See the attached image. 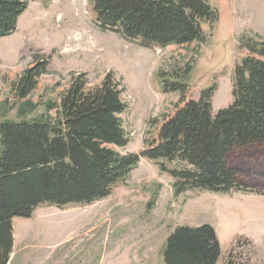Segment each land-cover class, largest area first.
I'll return each instance as SVG.
<instances>
[{
    "label": "rangeland",
    "instance_id": "1",
    "mask_svg": "<svg viewBox=\"0 0 264 264\" xmlns=\"http://www.w3.org/2000/svg\"><path fill=\"white\" fill-rule=\"evenodd\" d=\"M26 1L15 32L0 38V123L19 119L21 101L11 94L10 83L33 65L34 55L49 58V71L28 96L36 107L26 118L54 116L48 103L59 102L70 74L85 72L93 87L111 71L127 104L119 114L128 137L117 148L122 154L140 153L178 102L177 92L162 91L159 71H181L190 63L186 97L198 99L203 88L214 85L215 115L232 102L234 67L248 54L240 36L264 38V0H210L218 20L202 24L207 41L166 47H143L100 30L88 0ZM84 33L95 39L92 48L74 43ZM231 164L256 192L192 189L176 194L173 178L141 157L124 183L103 199L43 205L29 218L14 217L8 264H165L166 240L176 227L201 224L211 225L219 239L216 264H224L229 253L249 264H264V148L235 154Z\"/></svg>",
    "mask_w": 264,
    "mask_h": 264
},
{
    "label": "trees",
    "instance_id": "2",
    "mask_svg": "<svg viewBox=\"0 0 264 264\" xmlns=\"http://www.w3.org/2000/svg\"><path fill=\"white\" fill-rule=\"evenodd\" d=\"M95 24L143 47L205 43L218 9L210 0H88ZM26 0H0V38L15 32ZM247 50L234 67L232 102L212 114L215 86L203 88L198 99L186 97L183 70L159 71L163 92H177L178 102L166 115L154 139L140 153H120L128 143L119 114L127 104L113 72L88 86L86 73L71 75L54 116L26 118L36 107L28 96L48 57L34 55L33 65L10 83L21 102L19 119L0 123V264H8L13 247L14 217H31L39 206L87 205L107 197L128 177L141 157L153 161L173 178L174 192L208 190L256 192L231 157L251 147L264 148V38L242 34ZM221 254L215 229L209 224L181 225L167 238L165 264H216ZM224 264H249L229 253Z\"/></svg>",
    "mask_w": 264,
    "mask_h": 264
},
{
    "label": "bare ground",
    "instance_id": "3",
    "mask_svg": "<svg viewBox=\"0 0 264 264\" xmlns=\"http://www.w3.org/2000/svg\"><path fill=\"white\" fill-rule=\"evenodd\" d=\"M74 43L79 46H83V48H92L95 44V39L89 36V34H77L76 37L73 38Z\"/></svg>",
    "mask_w": 264,
    "mask_h": 264
}]
</instances>
